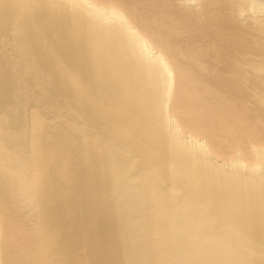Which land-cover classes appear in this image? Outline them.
Returning <instances> with one entry per match:
<instances>
[{"label": "bare ground", "instance_id": "1", "mask_svg": "<svg viewBox=\"0 0 264 264\" xmlns=\"http://www.w3.org/2000/svg\"><path fill=\"white\" fill-rule=\"evenodd\" d=\"M0 264H264V0H0Z\"/></svg>", "mask_w": 264, "mask_h": 264}, {"label": "rangeland", "instance_id": "2", "mask_svg": "<svg viewBox=\"0 0 264 264\" xmlns=\"http://www.w3.org/2000/svg\"><path fill=\"white\" fill-rule=\"evenodd\" d=\"M207 53H208V52H207ZM207 53H206V55H205L206 57L213 56V54H214V53H213V54H211V55H210V53H208V54H207ZM215 58H217L216 60H217L219 63H218L217 61H215V62H214V60H210V59H209V61H208V59L206 58V59H207V61H208L207 63H210V64H211V63H212V61H213L214 63H212V64H214V65H215V64H216V62H217V64H219V66H220V64H221V66H222V63L220 62V60H222L223 58H222V59H220V58H219V57H217V56H215ZM218 59H219V60H218ZM222 62L224 63V61H222ZM217 64H216V65H217ZM221 66H220V67H221ZM217 67H218V66H217ZM215 74H216V73H214L213 75H215ZM216 75H217V74H216ZM211 76H212V75H211Z\"/></svg>", "mask_w": 264, "mask_h": 264}]
</instances>
